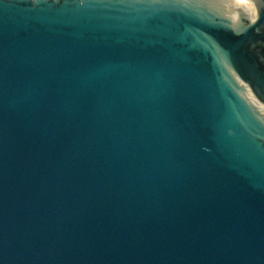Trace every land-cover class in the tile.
Instances as JSON below:
<instances>
[{"label": "water", "instance_id": "95a60500", "mask_svg": "<svg viewBox=\"0 0 264 264\" xmlns=\"http://www.w3.org/2000/svg\"><path fill=\"white\" fill-rule=\"evenodd\" d=\"M0 264H264V0H0Z\"/></svg>", "mask_w": 264, "mask_h": 264}]
</instances>
